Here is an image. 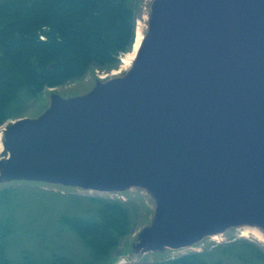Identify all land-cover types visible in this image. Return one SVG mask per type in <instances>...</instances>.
<instances>
[{
	"label": "water",
	"instance_id": "water-1",
	"mask_svg": "<svg viewBox=\"0 0 264 264\" xmlns=\"http://www.w3.org/2000/svg\"><path fill=\"white\" fill-rule=\"evenodd\" d=\"M142 33L124 82L100 78L5 127L18 134L0 184L148 188L131 264L247 221L264 234V0H151Z\"/></svg>",
	"mask_w": 264,
	"mask_h": 264
},
{
	"label": "trees",
	"instance_id": "trees-1",
	"mask_svg": "<svg viewBox=\"0 0 264 264\" xmlns=\"http://www.w3.org/2000/svg\"><path fill=\"white\" fill-rule=\"evenodd\" d=\"M135 6L136 0H0V126L45 88L78 79L91 66H114L133 44ZM22 200L16 187L0 189V264H112L131 233L129 211L118 200L88 198L86 213L60 216L52 237L33 227L37 217L21 218ZM64 230L77 238L78 251L55 242ZM23 236L42 246L13 258L12 245ZM214 251L220 253L190 252L158 264H264V250L248 241Z\"/></svg>",
	"mask_w": 264,
	"mask_h": 264
},
{
	"label": "rangeland",
	"instance_id": "rangeland-1",
	"mask_svg": "<svg viewBox=\"0 0 264 264\" xmlns=\"http://www.w3.org/2000/svg\"><path fill=\"white\" fill-rule=\"evenodd\" d=\"M150 2L151 0H136L134 37L137 26L142 31L147 27ZM128 52L120 54L114 66H91L86 73L78 79L69 80L53 88H45L38 96L26 103L22 114L7 120L0 128H5L21 119L38 117L50 106L53 97L70 100L87 94L94 87L96 80L100 79L102 76L110 78L115 70L124 68L121 57ZM4 187H16L22 193L21 218L27 216L37 217L33 227L37 231L51 237L53 236V229L60 216L83 215L86 213V210L90 206L88 198L103 197L121 201L130 214L131 233L121 240L118 248L119 255L112 264H117L121 260L132 262L133 246L137 242L138 235L144 228L149 226L155 212L152 192L148 188L138 185H131L126 191L117 194L97 193L61 185L20 180L4 181L0 184V189ZM58 238L59 239H56L55 242L63 244L66 252L74 253L78 251L80 243L72 233L64 230L58 235ZM21 239H23V241H17L20 243L18 246L16 244L14 245V243L12 245L10 253L13 258L17 257V253L20 249L37 250L42 246L39 239L33 240L29 236H23ZM240 241L254 243L264 250V240L261 241L252 234L245 233L244 228H230L221 235H218L216 239H214V237H207L189 247L170 251L158 250L147 252L138 257L132 264H158L190 252L215 253L214 257H216L220 252H215L214 250L221 246ZM220 257L219 258L224 262L230 260V257L227 256Z\"/></svg>",
	"mask_w": 264,
	"mask_h": 264
},
{
	"label": "bare ground",
	"instance_id": "bare-ground-1",
	"mask_svg": "<svg viewBox=\"0 0 264 264\" xmlns=\"http://www.w3.org/2000/svg\"><path fill=\"white\" fill-rule=\"evenodd\" d=\"M144 36L142 33V30H140V28L137 26L136 31H135V37H134V41L133 44L131 46V50L127 53L124 54L121 57L122 60V64L124 68H120L118 70H115L112 73V76H119L118 80L120 79L119 84H121L122 82H124L127 78V76H124L123 74L125 73V69L128 68V66H132L134 59L137 57L141 46L143 44L144 41ZM129 74V72H128ZM107 76H102V79H105ZM11 134V135H10ZM18 134V132H12V130H10L8 133L6 131L5 128H0V168H2V162L4 159H6L9 155L8 149L10 147V142L11 140H14V138L16 137V135ZM257 223L253 222V221H247V223L244 224V232L245 233H249L252 234L254 237H256L257 239L263 241L264 240V234L262 233L261 229L256 227ZM220 230L217 231H212L210 234H212L214 237V239H216V235L219 233ZM144 246H150V243H145ZM117 264H131V262H127L125 260H121L119 261Z\"/></svg>",
	"mask_w": 264,
	"mask_h": 264
}]
</instances>
